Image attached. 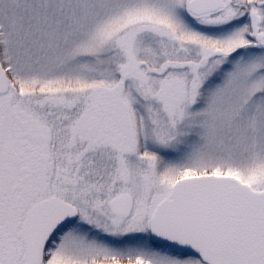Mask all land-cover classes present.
I'll use <instances>...</instances> for the list:
<instances>
[{
	"label": "snow or ice",
	"instance_id": "1",
	"mask_svg": "<svg viewBox=\"0 0 264 264\" xmlns=\"http://www.w3.org/2000/svg\"><path fill=\"white\" fill-rule=\"evenodd\" d=\"M0 264H264V0H0Z\"/></svg>",
	"mask_w": 264,
	"mask_h": 264
}]
</instances>
